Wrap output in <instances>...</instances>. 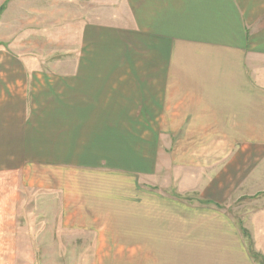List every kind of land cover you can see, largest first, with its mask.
<instances>
[{"label": "crops", "instance_id": "obj_1", "mask_svg": "<svg viewBox=\"0 0 264 264\" xmlns=\"http://www.w3.org/2000/svg\"><path fill=\"white\" fill-rule=\"evenodd\" d=\"M0 2V203L28 192L63 229L100 233L95 240L77 232L84 243L143 245L139 261L256 264L220 202L191 208L158 191V163L143 150L155 154L160 134L186 132L264 153V0H121L119 25L102 27L134 38L135 61L85 58L81 41L96 37L91 0H82L86 11L72 0L35 8L12 0L19 11ZM138 131L150 132V142ZM258 168L237 163L224 176L234 181L247 170L256 187L264 162ZM219 177L207 187L217 196L227 189ZM257 214L263 239L251 246L264 258V210ZM199 219L207 253H175L187 237L176 229Z\"/></svg>", "mask_w": 264, "mask_h": 264}, {"label": "rangeland", "instance_id": "obj_2", "mask_svg": "<svg viewBox=\"0 0 264 264\" xmlns=\"http://www.w3.org/2000/svg\"><path fill=\"white\" fill-rule=\"evenodd\" d=\"M8 1H11L10 9L12 11L20 10L19 7H13L12 0ZM72 1L80 2L84 6H82L84 11L87 10V3H82V0ZM13 2L22 4L23 0H13ZM40 2L42 6L43 0H31L32 8L39 7ZM93 5H95L97 24L96 37L81 41V46L85 43L88 44L90 52L85 57L83 52L86 47H79L80 57L83 56L91 60H137L140 55L136 53L134 38L125 36L123 30L102 27L109 24V20H111V24L119 25L121 0H91L90 10ZM6 6L7 4L4 5L5 8ZM10 12L8 11V13ZM16 25L23 27L24 22L19 21ZM144 128L146 129L145 123ZM137 134L138 137L142 136L145 142H150L152 138L150 132L138 131ZM203 136L206 140L204 142ZM211 137L215 139L216 134L186 132L160 134L155 154L150 146L149 149L145 147L143 152L144 155L149 154V157L158 163L152 178L157 180L155 182H159L158 191L160 193H168L173 198L184 201L187 203L186 206L191 208H203V199L217 200L220 202L219 210L229 220V223L240 228V232L242 228L247 232L249 240L242 235V232L241 238L250 253V246L253 245L251 242L263 239L261 233L259 237L255 236L257 230L255 214H260L264 210V181L256 187L251 186L249 178L247 180V170L234 181L231 180V175L224 176V174L229 173L232 166L237 163L240 165L255 164L257 168H260L264 162V153L258 155L254 153L255 150L243 149L240 144L229 148L224 144L207 141V138ZM169 139L174 142V146L169 144ZM261 151L264 152V149ZM217 159L222 160L223 167L215 168ZM209 170L212 171L209 172ZM217 176H220L219 178L223 179V185L227 186V189H223L222 193L218 191L220 193L218 196L216 190L207 188L208 185L210 187L214 185V178ZM261 176L257 175L256 177L264 180V172ZM150 182L154 181L150 180ZM3 183L0 181V186ZM146 186L151 187L150 185ZM207 193H212V195L206 196ZM27 195H29L28 192L16 200L4 197V203H0V264H168L164 260L139 261V255L146 252L141 248L143 245H127L119 242L105 245L97 242L84 243L86 238L75 237L77 232H81L80 234H84L85 237L94 236L95 240H99L100 233L95 230H83L82 232V230L63 229L64 226L60 218L55 222L49 213L42 216L38 212L39 204L35 205V199L27 197ZM48 205L51 207V204ZM9 208L15 213H9ZM8 218L13 219L8 221ZM8 222L15 224H8ZM182 225L183 223H179L176 228ZM99 230L102 233L107 231ZM179 232L180 236L186 232L187 237L180 238L183 245H176L175 253L187 252V258H196L207 253L209 244L203 243V236L204 239H207V236L203 235V222H200V219L185 223L182 228L176 229V233ZM170 237V240L176 239L175 233ZM251 238L253 241L250 240ZM114 241H118V239H114ZM251 249L253 251V248ZM260 252L262 253V251ZM261 253H257L261 258L255 261L256 264H260L262 260ZM175 262L176 264L186 263L179 256L175 257Z\"/></svg>", "mask_w": 264, "mask_h": 264}, {"label": "trees", "instance_id": "obj_3", "mask_svg": "<svg viewBox=\"0 0 264 264\" xmlns=\"http://www.w3.org/2000/svg\"><path fill=\"white\" fill-rule=\"evenodd\" d=\"M0 11H2V8H1ZM241 232H242V235L249 240L248 234H247V232L243 228L241 229ZM251 248L252 247L250 246V250H251L250 251V254H251V257L253 258V260L258 261V259L261 258V257H259L258 254L254 253ZM260 264H264V258L263 257H262V260H261Z\"/></svg>", "mask_w": 264, "mask_h": 264}]
</instances>
